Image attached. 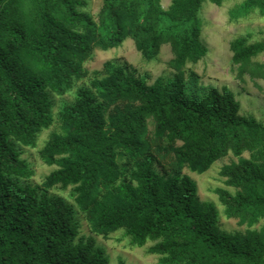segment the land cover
Returning <instances> with one entry per match:
<instances>
[{
	"label": "trees",
	"instance_id": "16d2710c",
	"mask_svg": "<svg viewBox=\"0 0 264 264\" xmlns=\"http://www.w3.org/2000/svg\"><path fill=\"white\" fill-rule=\"evenodd\" d=\"M206 1L225 3L103 0L94 15L87 0H0V264H111L93 236H80L79 216L92 234L126 229L134 247L151 242L159 264H264V122L188 68L208 53ZM254 12L264 17V0H243L231 16ZM252 37L231 42L240 81L264 78L255 60L264 38ZM127 39L146 61L170 45L173 77L150 85L126 64L85 68L96 50ZM56 123L39 150L56 169L33 187L23 149L38 148ZM231 155L215 192L243 232L221 228L217 203L203 201L185 171L204 174ZM68 188L72 205L51 194Z\"/></svg>",
	"mask_w": 264,
	"mask_h": 264
},
{
	"label": "rangeland",
	"instance_id": "374dc122",
	"mask_svg": "<svg viewBox=\"0 0 264 264\" xmlns=\"http://www.w3.org/2000/svg\"><path fill=\"white\" fill-rule=\"evenodd\" d=\"M88 10L97 15L103 6V0H87ZM172 0H163L167 8ZM243 0H225L224 5L219 8L210 1L202 5L200 17L203 21V30L201 39L208 47V53L205 54L195 64H188V68L195 70L205 85H213L219 89L224 87L230 88L236 95V99L242 105V115L254 116L259 121L264 122V78L252 79L249 74L244 76V81L236 78L239 71L238 66H233L231 42L239 36L252 34V41L264 38V17L258 12L251 13L249 16L240 18L237 21L232 19V10L242 3ZM174 55L170 45L162 48L160 56L153 61H146L141 53L137 50L135 42L131 39L116 49L102 51L96 50L94 57L86 63L85 68L89 72L102 71L104 65L109 61L126 64L138 77H148L149 84L153 85L161 78H172L174 71L169 68V61ZM256 61L264 63V52L260 53ZM72 94L65 97H56L55 112H59L64 101H71ZM58 130L56 123L50 130L45 131L40 136L38 148H24L23 158L32 164L35 176L30 180V185L39 187L46 176L56 167H50L43 163L39 157V150L43 147L44 142L52 131ZM248 156V154H246ZM233 155L221 160L215 166L204 174L191 171L186 168L188 175L198 183L199 196L203 201H213L217 203L220 211V226L228 232H243L247 227L240 226L238 220L228 219L225 216V207L219 200V195L215 192L217 188H225L224 179L221 178V169L233 161H237ZM230 191L233 189L227 188ZM71 189H55L52 195L63 198L68 204H73L70 197ZM76 217V215H75ZM80 222V236H93L97 244L106 249L111 264H159L160 256L150 254L149 248L152 243L149 242L145 247H134L130 243V237L126 236V229H120L113 233L110 238L92 234L88 223L82 217H78Z\"/></svg>",
	"mask_w": 264,
	"mask_h": 264
}]
</instances>
